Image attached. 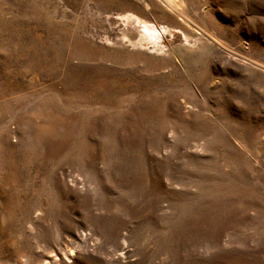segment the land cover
Wrapping results in <instances>:
<instances>
[{
	"label": "rangeland",
	"instance_id": "obj_1",
	"mask_svg": "<svg viewBox=\"0 0 264 264\" xmlns=\"http://www.w3.org/2000/svg\"><path fill=\"white\" fill-rule=\"evenodd\" d=\"M178 1L0 0V264H264V0Z\"/></svg>",
	"mask_w": 264,
	"mask_h": 264
},
{
	"label": "bare ground",
	"instance_id": "obj_2",
	"mask_svg": "<svg viewBox=\"0 0 264 264\" xmlns=\"http://www.w3.org/2000/svg\"><path fill=\"white\" fill-rule=\"evenodd\" d=\"M165 4V6L168 7L169 12H167L165 9H160V8H156L155 6L153 7V9L155 8V10H157V12H159V14L165 16V17H172L176 18V16H180L179 15V10L181 8V2L178 0H162ZM121 20L123 22H129L130 24H134V23H141V26H138L140 29H142V31H139V38L136 42H130V44L134 45H139V46H143L144 44H151V51L152 52H159L160 50V40L163 37V34L166 33V31H168V26H163L162 30H161V34L158 30L154 29V28H150L148 23L145 21L140 20L138 17H135L133 15H125L123 17H121ZM131 36V35H130ZM131 38V37H130ZM128 41V40H127ZM137 47V46H136Z\"/></svg>",
	"mask_w": 264,
	"mask_h": 264
}]
</instances>
